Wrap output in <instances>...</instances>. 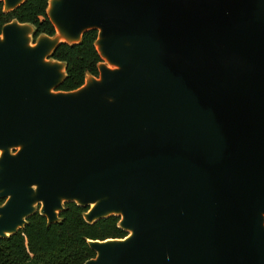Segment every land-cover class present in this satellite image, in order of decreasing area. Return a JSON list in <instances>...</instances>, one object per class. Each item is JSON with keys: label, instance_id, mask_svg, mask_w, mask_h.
Masks as SVG:
<instances>
[{"label": "water", "instance_id": "1", "mask_svg": "<svg viewBox=\"0 0 264 264\" xmlns=\"http://www.w3.org/2000/svg\"><path fill=\"white\" fill-rule=\"evenodd\" d=\"M26 0H0L4 14ZM0 33V240L64 205L123 239L84 264H264V0H48ZM96 31L98 76L51 57Z\"/></svg>", "mask_w": 264, "mask_h": 264}, {"label": "trees", "instance_id": "2", "mask_svg": "<svg viewBox=\"0 0 264 264\" xmlns=\"http://www.w3.org/2000/svg\"><path fill=\"white\" fill-rule=\"evenodd\" d=\"M48 0H26L18 9L4 14L0 3V33L11 21L35 27L34 39L39 35L54 36L55 31L46 17ZM96 31L85 33L80 44L59 46L52 59L66 64V79L58 91L69 92L84 84L86 75L98 76L101 60L94 48ZM1 203V200H0ZM86 209L75 204L64 205L60 223L47 226L46 220L35 214L24 228L0 240V264H84L95 257L87 241L123 239L118 228L119 219L110 217L88 225L83 220Z\"/></svg>", "mask_w": 264, "mask_h": 264}, {"label": "flooded vegetation", "instance_id": "3", "mask_svg": "<svg viewBox=\"0 0 264 264\" xmlns=\"http://www.w3.org/2000/svg\"><path fill=\"white\" fill-rule=\"evenodd\" d=\"M3 204H4V201L1 200L0 207H1ZM35 214H38V213H35ZM35 214H34V215H35ZM34 215H33V216H34ZM27 221H28V220H27ZM26 223H27V222H26ZM23 228H24V227H23ZM23 228H22V229H23ZM22 229H20L19 231H21ZM19 231H18V232H19Z\"/></svg>", "mask_w": 264, "mask_h": 264}]
</instances>
